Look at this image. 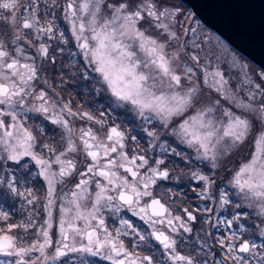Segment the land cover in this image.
Wrapping results in <instances>:
<instances>
[{
    "label": "snow or ice",
    "instance_id": "6c2138e0",
    "mask_svg": "<svg viewBox=\"0 0 264 264\" xmlns=\"http://www.w3.org/2000/svg\"><path fill=\"white\" fill-rule=\"evenodd\" d=\"M56 7H62L63 19L86 62L84 70H78L80 77L88 80L90 68L99 77V87L93 89L96 94L103 89L118 106H132L144 125L136 135L110 122L105 111L74 110L72 101L57 91L67 83L63 71L59 83L45 75L49 64L56 71L53 53L63 54L59 45L69 43L49 11ZM49 15L51 19H43ZM179 15L170 0H66L63 6L57 0H0V198L19 199L21 213L28 212L26 218L12 222L13 214L0 205V254L14 258L0 264H47L75 253L103 255L112 264H264V73L262 82L237 100L226 94L228 81L222 72L205 71L204 84L230 101L231 107L221 109L220 99L206 100L202 90L191 84L194 68L185 64L178 72L173 66L182 49L169 56L166 43L144 27L159 30L165 41L178 39ZM45 38L58 42L52 52ZM25 45L34 47L36 54L30 55ZM138 52L144 54L143 60ZM190 59L199 61L196 55ZM40 118L61 130L55 143L47 142L43 122L29 124L30 119ZM76 119L99 128L74 129ZM250 138V158L234 171L225 169V161ZM173 143L194 150L195 161L203 165L186 173L197 182L191 192L201 201L229 210L230 219L218 216L213 223L206 215L214 214L213 207L169 205L165 198L172 201L182 194L171 188L157 193L162 182L180 178L168 166L173 162L170 157L189 164L193 160ZM77 152L84 155L83 171L67 158ZM30 164L38 171L33 173ZM221 170L226 173L223 177ZM35 177L46 182L43 223L36 220L40 197L27 186ZM66 178L75 179L67 204L66 193L56 195ZM232 195L241 202L235 203ZM58 199V230L51 231ZM244 207L255 209L259 224L249 227L241 222L249 216ZM104 210L115 216L113 230ZM127 213L146 227L125 218ZM78 220L83 221L82 227L75 223ZM220 224L228 234L217 235L210 245L212 234L203 225ZM30 229L36 238L25 246L20 233L28 234ZM185 245L191 249L188 254L179 250ZM145 247L151 254L139 251ZM37 252L33 258L31 254ZM81 264H87L86 259Z\"/></svg>",
    "mask_w": 264,
    "mask_h": 264
},
{
    "label": "rangeland",
    "instance_id": "374dc122",
    "mask_svg": "<svg viewBox=\"0 0 264 264\" xmlns=\"http://www.w3.org/2000/svg\"><path fill=\"white\" fill-rule=\"evenodd\" d=\"M66 0H57V4L63 6ZM111 2V0H109ZM171 4L176 6L180 10V15L178 17L179 20V31H178V39L165 41L164 34L157 29L149 28L145 25V29L149 35H152L154 38H157L161 43H166V52L169 56H172L173 52H179L180 59L174 62V67L178 72L182 71L185 64L192 66L194 68V74L192 77L191 84L197 85L202 90L203 97L208 101H214L216 99H220L221 104L220 108H228L231 107L230 101H226L223 99L222 95H218L214 90L210 89L203 82V74L205 71L212 72L215 70H219L224 74V80L228 81L226 85L227 92L226 94L229 97L235 96L237 100L242 99L247 96L250 88H253L256 83L262 82L261 73H264V69L260 68L257 64L249 60L247 57L237 52L231 45H229L223 38H221L215 31L209 28L206 24H204L196 14L191 10V8L181 0H170ZM41 10H44V4H41ZM51 13H54L56 20L55 23L58 26L59 31H64L65 35L69 39L68 44H61L59 47L64 48L63 54L59 52L53 53L57 56L58 63L55 65L56 71H53L52 65H47L48 71L45 75L50 78L53 77L54 73L56 78L59 76L60 71H63L65 80H70L71 77L75 79V76H79L80 71L84 70L86 66V62L84 61L83 54L81 50L77 47L76 41L72 39L71 33L69 31V25L63 19V9L62 7H56L53 9H49ZM52 16H44L43 19L49 20ZM185 29H190L185 34ZM173 30H177L173 28ZM194 30V31H192ZM25 33L28 34V39H32L31 34L28 33V30H25ZM89 34L90 33H86ZM45 43H50L52 48H50V52L52 49H55L58 46V42L56 40L49 41L47 38L43 40ZM131 43L130 41H126ZM28 48V53L30 55H34L36 49L34 47ZM135 47V45L133 46ZM196 55L199 57V61L195 62L190 59L191 56ZM138 56L141 60L144 59V54L138 52ZM60 62V63H59ZM65 63L67 67L61 69V64ZM199 64V66H197ZM75 73V76H73ZM89 79H82L80 83L82 84L81 90L86 92V100L89 98L90 105L92 104V108L96 111V114H99L100 111H105L107 113V119L112 122L114 121L117 124H121L125 129H131V134L136 135L137 131L140 127H143L142 120L138 117V115L132 110L131 105L125 104L124 106H118L115 102V98L111 96V94L103 89H101L99 94H96L93 89L99 87L98 84V74L93 72L90 68L88 69ZM70 78V79H69ZM79 79V77H76ZM79 81V80H78ZM248 81H252V84H249ZM74 82V81H73ZM209 82H211V77H209ZM74 84V83H72ZM185 85L189 86V82L185 81ZM91 88V90H90ZM77 91L80 92V88H77ZM77 92L76 95L79 94ZM79 96V95H78ZM98 111V112H97ZM238 111V110H237ZM95 113V112H94ZM42 118L40 119H30L29 124H37L41 123ZM95 128H99L96 126ZM173 138H170V143ZM173 147H177L178 151H183L186 154H190L193 156V160L191 164L188 163L189 168H192V164L195 156L194 150L188 148L183 144H172ZM253 151L252 140L251 138L247 143H245L239 150L233 152V154L225 161L224 168L229 171H234L240 164L250 158V153ZM159 149H157V153ZM25 161H29L30 158L25 157ZM181 160L174 157L173 165H177ZM30 166H32L30 164ZM38 171L37 168L32 166V172L35 173ZM224 171V170H221ZM176 174V173H175ZM230 177V176H229ZM190 183L193 184L189 180ZM32 187L36 191V195L40 197V200L36 204V211L40 213L36 220L38 223H43V220L46 219V213L43 211V204L46 203L44 197L46 195V182L43 180V177H35L32 182L27 185ZM235 190V189H233ZM237 190H235L236 192ZM236 197V203H240L241 201ZM59 201V199L57 200ZM58 203V202H57ZM245 204L247 202H244ZM0 205L4 207L5 210L10 211L13 214L12 222L19 221L27 217L28 212L24 211L21 213L20 205L21 201L19 199L13 200L11 198H0ZM29 209L32 206H27ZM243 211H247L249 216L246 220H242V223H245L247 226H252L253 224H259L260 220L254 217L253 208L244 207ZM53 216L55 220H59L58 216V206L53 207ZM58 218V219H57ZM54 220V224L56 221ZM53 230V229H52ZM51 230V231H52ZM224 233V232H222ZM25 241V246L32 243L36 238L33 230H29L28 234L20 233ZM246 235V234H245ZM125 242L128 241L125 239ZM259 243V238L257 239ZM131 248V245H129ZM188 248L187 254L190 252V247L187 245L186 250ZM136 251V249H133ZM51 249L48 250L49 254H51ZM139 251L143 253L148 252L147 248H143ZM33 258L39 255V253H32ZM79 259V257H78ZM14 260L13 257H6L0 254V261H8ZM61 261H65V264H70V260L67 258H61L57 261H48L47 264H61ZM95 262V260H93ZM108 264H112L111 261L108 260ZM230 264V262H228Z\"/></svg>",
    "mask_w": 264,
    "mask_h": 264
},
{
    "label": "flooded vegetation",
    "instance_id": "af4514ba",
    "mask_svg": "<svg viewBox=\"0 0 264 264\" xmlns=\"http://www.w3.org/2000/svg\"><path fill=\"white\" fill-rule=\"evenodd\" d=\"M26 50L28 51V48H26ZM35 54H36V52H35ZM37 62L39 63V60ZM61 65H66V64L62 63ZM56 76H57V74H56ZM56 76H55V73H54L53 77H56ZM76 77H79V79H76ZM81 80H82V78L80 77V74H79V76L76 75L75 79H73L71 77V79L68 80V82L65 83L62 87H58L57 91L66 100H71L72 101L73 106H74V110L76 108H80L81 110H89V111H92V112L96 113V111H94V109L92 108V104L90 105V103H89V98H87V100H86V92H87V90L85 89V91H82L81 90L82 84H78L77 85V82L80 83ZM54 83H59V76L56 78ZM72 83H74V84H72ZM78 87L80 88V92L77 91ZM90 90H91V88H90ZM77 92H79V94H78L79 96L76 95ZM30 115L33 116V117L35 116V114H30ZM72 123H73L74 129H79L80 127H87V126H92L94 128L96 127V125H90L89 122L80 121L79 119L74 120ZM43 124L47 128V132H46V140H47V142L55 143L56 140H59V136H60V131L61 130L59 128H57L55 125H52V124H50L47 121H43ZM53 137H55V140L53 139ZM133 147H134V145H133ZM156 153H157V150H156ZM156 153H152V154L155 155ZM67 158L68 159H74L77 162L78 170H80V171L84 170V166L81 163V161H84L83 153H81V152L73 153V154H70ZM170 159L173 161L174 157H170ZM176 159H178V158H176ZM168 166H169V168H175L176 169V175L180 176V178L177 179V180H170V181L162 182L161 187L157 188V193H159L160 191H163V190H165L167 188H171L176 193L182 194V195H178L172 201H169V200H167V198H165V201H164L165 203H167L169 205H178L179 207H191V208H195L197 206H202L204 204H207L209 207H213L215 209L214 214H206V215H210L211 216L213 223L215 222V219L218 216H221L222 218H224V217L229 218V219L231 218V212L229 210L219 209L218 205L214 204L213 202L201 201V200L197 199L196 196L191 192L190 189L197 182L196 181H191V182H193V184L189 182V178L186 175V173H187V171L189 169V166H188L187 162L180 161L177 165H173V162H172ZM191 166H192L193 169L195 167H201V168L203 167V165H199L195 160L193 161V164ZM30 167H32V166H30ZM121 172H123V170H121ZM182 172L185 173V174L181 175ZM225 175H226L225 171H221L220 176L223 177ZM227 178H230V177H227ZM218 179H219V177H218ZM225 182H226V180H225ZM74 183H75V179L69 180V179L66 178L65 183L60 184V185L57 186L56 195H57L58 198L64 196L65 193L67 194V196L64 197L65 204H67V200L68 199H71V191L74 189ZM235 190L231 189L230 191H231V193H235ZM232 199L236 203L235 195H232ZM57 202H58L57 203V206H58L60 201H57ZM57 213H58V216H59V211H57ZM123 214L124 213L122 212V215ZM104 215H105V219L107 220L109 229L113 230L114 227L116 226L114 224L115 216L111 215L107 210H104ZM125 218L132 219L140 227H146V226L143 225V222L139 220V218L132 217L131 213H127ZM55 221H56V223L54 224L52 231H57L58 230V221L59 220H55ZM75 223L77 224V226H80V227L83 226V221H81V220H78ZM196 227L198 228V227H200V225L198 224ZM203 227L206 228L208 231H210L211 234H212L211 237L208 240V243L210 245L211 244H215V237L217 235H219V234L227 235L228 234V229L223 224L217 225L215 227H213L211 225H203ZM222 232H224V233H222ZM186 235H188V234H186ZM200 235L203 237L204 236V232H200ZM55 238H59V237L57 236ZM125 239L127 240V238H125ZM186 246L187 245H185L184 247L179 249L182 254H187L188 248L186 250ZM145 248H147V247H145ZM143 254H151V253L148 250V252H145ZM78 257H79V259H78ZM68 259L70 260V264H81V261L85 260V259L87 261V264H108V260H105L103 258V255L97 256V257H91V256L85 257V256H81L78 253H75V254H69ZM93 260H95V262H93ZM169 264H170V262H169Z\"/></svg>",
    "mask_w": 264,
    "mask_h": 264
},
{
    "label": "water",
    "instance_id": "95a60500",
    "mask_svg": "<svg viewBox=\"0 0 264 264\" xmlns=\"http://www.w3.org/2000/svg\"><path fill=\"white\" fill-rule=\"evenodd\" d=\"M237 52L264 69V0H181Z\"/></svg>",
    "mask_w": 264,
    "mask_h": 264
}]
</instances>
